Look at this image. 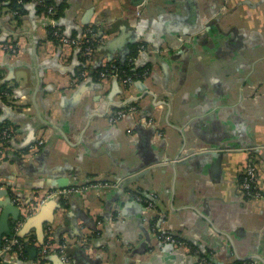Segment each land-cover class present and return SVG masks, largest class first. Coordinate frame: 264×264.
<instances>
[{"label":"crops","instance_id":"obj_1","mask_svg":"<svg viewBox=\"0 0 264 264\" xmlns=\"http://www.w3.org/2000/svg\"><path fill=\"white\" fill-rule=\"evenodd\" d=\"M46 1L66 37L100 42L87 65L38 0L0 2V205L17 201L24 244L3 237L0 264H66L62 244L69 264H264V202L240 192L253 164L264 193V0ZM134 51L130 86L95 75Z\"/></svg>","mask_w":264,"mask_h":264},{"label":"built area","instance_id":"obj_2","mask_svg":"<svg viewBox=\"0 0 264 264\" xmlns=\"http://www.w3.org/2000/svg\"><path fill=\"white\" fill-rule=\"evenodd\" d=\"M40 3V6H45L47 11H48V15L46 17V19H48L49 21V30H50V36H51V40L56 43V44H61L64 46H70V47H74L77 48L81 51L83 57L86 59V63L87 65L91 63L92 60V55L96 49V44L95 42L99 43L100 40L97 39L96 34L93 32L92 29H88L87 32L85 33V35L79 39H72V38H68L64 35L62 29L59 26V19L56 17V11L57 8L53 5H48L47 6V1L46 0H38ZM4 4L8 5L10 3V0H4L3 2ZM19 4H23L22 0H19L18 2ZM12 13L13 16L15 17H20L21 13L19 11H10ZM90 34L91 37L94 39L92 40L90 38ZM4 49L6 51L12 52V53H16L17 52V48L15 45H5ZM140 50H144V46H140L139 47ZM88 73V70L84 71V75H86ZM100 77L101 78H109V77H118V74H114L111 75L109 73V70H104L100 73ZM134 78L132 76L129 77H125L123 79H121V82L126 85V86H130L133 82H134ZM135 108L131 107L128 108L126 110H119L116 111L112 116H111V121L112 122H117L120 121L124 118H126L129 114L135 113ZM12 135L9 133V131H4L1 134V141L5 144L9 141V139H11ZM109 188L110 184L108 183H103V184H86V185H82V186H78V187H72L66 190H62L60 192H53L51 191L50 194L48 195L49 197H53L55 195H67L69 193H75V194H80L86 191H89L91 189H101V188ZM240 192L242 193V196L245 199L248 200H260L264 202V193L260 188L259 185V181H258V172H257V168L253 165V164H249L246 166L243 174H242V178L240 180ZM14 204L17 205V201L14 200L13 202ZM148 206H152V204L150 203V201L147 202ZM35 209V208H34ZM17 229V228H16ZM52 232V231H51ZM51 232H48L49 234V239L52 238ZM163 242L165 243H169L172 245H183L182 243L177 242L175 239H173L172 237H165L163 238ZM24 244L21 240L17 239L16 237L13 238H7L4 242V246H3V250L5 252H21L23 250ZM65 250H66V245L62 244L60 246V248L58 249V253L60 254V258L61 260L66 263L69 264V259L67 257V255L65 254ZM45 255H47L49 252L45 251ZM43 264H48V263H43ZM202 264H210L207 261H203ZM254 264H259V263H254Z\"/></svg>","mask_w":264,"mask_h":264},{"label":"trees","instance_id":"obj_3","mask_svg":"<svg viewBox=\"0 0 264 264\" xmlns=\"http://www.w3.org/2000/svg\"><path fill=\"white\" fill-rule=\"evenodd\" d=\"M22 1H23V4H19L18 3L19 0H10V3L7 6L9 7L10 11H19L22 14V11H25L26 5L28 3H30L32 0H22ZM0 2L3 3L4 0H0ZM48 5H51V4L48 2L47 6ZM56 8H57L56 17L60 18L62 13H63V11H64V6L60 5V6L56 7ZM39 12H40V14L42 15L43 18H46L47 15H48V11H47L45 6H40L39 7ZM90 38L92 40H94L91 37V34H90ZM95 44L97 46L98 43L95 42ZM136 55H137V51H134L133 53L130 54L129 58L123 63H121V62H111V63L107 64L106 66L102 67L101 69H99L95 73V75L100 74L102 71L107 69V70H109V73L111 75L118 74V79L119 80H121V79H123L125 77H129V76H132L134 78V80L140 79L144 72L141 69L136 68V66L133 64V62H131L132 59ZM0 80H1V75H0ZM9 94H11V90L9 89L8 84L0 83V98L5 101L7 99L6 96L9 95ZM3 131H4V129L0 131V136H1ZM54 242H56V241L54 240ZM52 245H53L52 242H50L48 248H50ZM57 252H59L58 249H57ZM43 263H47V260L45 259V257L42 259V264Z\"/></svg>","mask_w":264,"mask_h":264},{"label":"water","instance_id":"obj_4","mask_svg":"<svg viewBox=\"0 0 264 264\" xmlns=\"http://www.w3.org/2000/svg\"><path fill=\"white\" fill-rule=\"evenodd\" d=\"M65 188V186H60ZM3 208L0 214V248L3 246V237L13 238L14 235L11 229V218L17 223L21 219V209L13 203L12 198L0 205Z\"/></svg>","mask_w":264,"mask_h":264}]
</instances>
